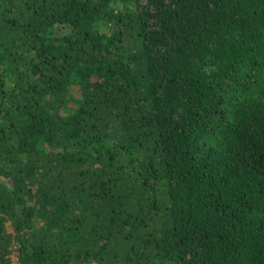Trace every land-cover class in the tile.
<instances>
[{
	"label": "trees",
	"instance_id": "obj_1",
	"mask_svg": "<svg viewBox=\"0 0 264 264\" xmlns=\"http://www.w3.org/2000/svg\"><path fill=\"white\" fill-rule=\"evenodd\" d=\"M13 248L264 264V0H0V264Z\"/></svg>",
	"mask_w": 264,
	"mask_h": 264
},
{
	"label": "rangeland",
	"instance_id": "obj_2",
	"mask_svg": "<svg viewBox=\"0 0 264 264\" xmlns=\"http://www.w3.org/2000/svg\"><path fill=\"white\" fill-rule=\"evenodd\" d=\"M7 228H8L9 231L12 230V227H11L9 221L7 222ZM11 259H12V263H13V264H18V263H17L16 250H15L14 248H13L12 251H11Z\"/></svg>",
	"mask_w": 264,
	"mask_h": 264
}]
</instances>
